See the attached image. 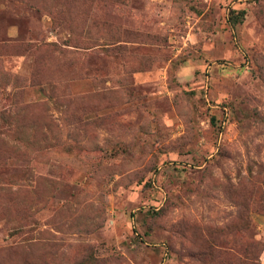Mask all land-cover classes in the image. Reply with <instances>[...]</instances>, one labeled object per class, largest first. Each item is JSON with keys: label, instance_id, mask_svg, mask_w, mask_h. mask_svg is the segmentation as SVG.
<instances>
[{"label": "rangeland", "instance_id": "374dc122", "mask_svg": "<svg viewBox=\"0 0 264 264\" xmlns=\"http://www.w3.org/2000/svg\"><path fill=\"white\" fill-rule=\"evenodd\" d=\"M0 264H264V0H0Z\"/></svg>", "mask_w": 264, "mask_h": 264}, {"label": "trees", "instance_id": "16d2710c", "mask_svg": "<svg viewBox=\"0 0 264 264\" xmlns=\"http://www.w3.org/2000/svg\"><path fill=\"white\" fill-rule=\"evenodd\" d=\"M246 15V11L245 10H236V9H232L229 13V21L232 24H236L238 22H241L244 20Z\"/></svg>", "mask_w": 264, "mask_h": 264}]
</instances>
